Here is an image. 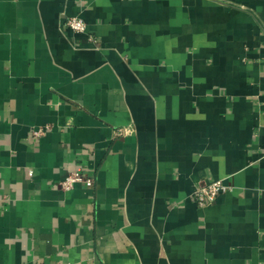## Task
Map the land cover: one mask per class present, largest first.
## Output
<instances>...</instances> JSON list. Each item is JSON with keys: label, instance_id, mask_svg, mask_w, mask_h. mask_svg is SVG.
<instances>
[{"label": "crops", "instance_id": "1", "mask_svg": "<svg viewBox=\"0 0 264 264\" xmlns=\"http://www.w3.org/2000/svg\"><path fill=\"white\" fill-rule=\"evenodd\" d=\"M0 264H264V0H0Z\"/></svg>", "mask_w": 264, "mask_h": 264}, {"label": "built area", "instance_id": "2", "mask_svg": "<svg viewBox=\"0 0 264 264\" xmlns=\"http://www.w3.org/2000/svg\"><path fill=\"white\" fill-rule=\"evenodd\" d=\"M67 26L77 34H85L87 25L86 22L78 16H73L67 20ZM88 39L95 45H99V40L93 36H88ZM50 126H42L32 131V135L35 137L43 136ZM130 131V130H129ZM128 129L120 130L119 135L125 134ZM80 182H86L88 185L92 184L91 178H84L79 171H72L70 174L61 182V186L65 190L72 189L75 184ZM229 186L222 180H208L202 179L197 182L195 192L193 194L194 200L199 206L209 205L217 200V198L224 193L229 191Z\"/></svg>", "mask_w": 264, "mask_h": 264}]
</instances>
